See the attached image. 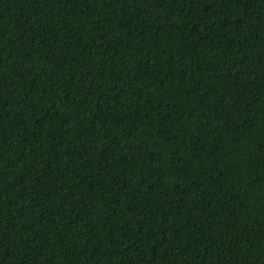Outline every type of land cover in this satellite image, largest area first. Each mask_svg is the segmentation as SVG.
I'll use <instances>...</instances> for the list:
<instances>
[{
    "label": "trees",
    "instance_id": "trees-1",
    "mask_svg": "<svg viewBox=\"0 0 264 264\" xmlns=\"http://www.w3.org/2000/svg\"><path fill=\"white\" fill-rule=\"evenodd\" d=\"M0 264H264V0H0Z\"/></svg>",
    "mask_w": 264,
    "mask_h": 264
}]
</instances>
